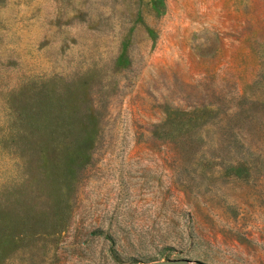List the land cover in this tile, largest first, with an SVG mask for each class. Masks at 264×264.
<instances>
[{
	"label": "rangeland",
	"instance_id": "374dc122",
	"mask_svg": "<svg viewBox=\"0 0 264 264\" xmlns=\"http://www.w3.org/2000/svg\"><path fill=\"white\" fill-rule=\"evenodd\" d=\"M264 264V0H0V264Z\"/></svg>",
	"mask_w": 264,
	"mask_h": 264
},
{
	"label": "water",
	"instance_id": "95a60500",
	"mask_svg": "<svg viewBox=\"0 0 264 264\" xmlns=\"http://www.w3.org/2000/svg\"><path fill=\"white\" fill-rule=\"evenodd\" d=\"M191 261L185 257H178V258H160V259H151L142 264H190ZM195 264H203L201 262H195Z\"/></svg>",
	"mask_w": 264,
	"mask_h": 264
}]
</instances>
